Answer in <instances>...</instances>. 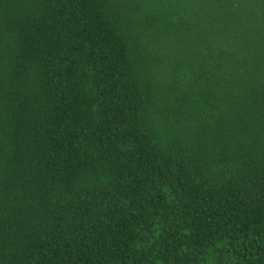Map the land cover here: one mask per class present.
Listing matches in <instances>:
<instances>
[{
    "label": "trees",
    "instance_id": "16d2710c",
    "mask_svg": "<svg viewBox=\"0 0 264 264\" xmlns=\"http://www.w3.org/2000/svg\"><path fill=\"white\" fill-rule=\"evenodd\" d=\"M0 264H264V0H0Z\"/></svg>",
    "mask_w": 264,
    "mask_h": 264
}]
</instances>
